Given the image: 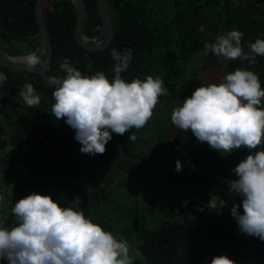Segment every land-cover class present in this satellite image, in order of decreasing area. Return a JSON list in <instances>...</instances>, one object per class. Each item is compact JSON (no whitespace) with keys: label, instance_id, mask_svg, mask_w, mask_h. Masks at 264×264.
Instances as JSON below:
<instances>
[{"label":"trees","instance_id":"obj_1","mask_svg":"<svg viewBox=\"0 0 264 264\" xmlns=\"http://www.w3.org/2000/svg\"><path fill=\"white\" fill-rule=\"evenodd\" d=\"M84 2L87 16L83 33L88 29L91 34H85L96 37L101 28L96 2ZM35 3L36 0H0V43L4 50L20 55L37 48ZM107 4L114 36L105 49L89 52L80 48L73 33L77 19L74 6L69 0H48L42 6V18L53 54L46 72L37 75L0 67V73L8 77L0 85V136L8 129L1 173L10 176L16 164H21L14 186L18 200L33 192L50 195L62 207L82 210L106 231L122 222L120 235L132 233L138 242L139 258L133 264H210L219 255H227L236 264H264V241L243 234L231 215L234 204L240 205L238 210L243 213L239 195L216 180L217 176H235L232 169L244 159L242 156L229 155L223 162L210 148H193L187 152L192 166L179 172L174 169L168 177L159 168H144L139 172L157 177L161 199L151 202L143 197L135 201L139 207L112 201L106 186L82 190L73 182V177L89 173L76 157L81 144L74 138L75 131L51 114L54 88L46 83L47 77L62 72L59 65L65 59L84 75L102 71L111 80L115 67L111 50L131 49L132 60L121 73L122 78L127 82L144 80L149 75L161 78L168 94L161 96L159 103H165L169 111L176 106L177 90L183 88L185 99L198 88L197 75L187 78L185 71L193 56L206 49L205 42L214 43L218 36L239 30L244 33L242 45L248 52L257 38L264 39V0H171L172 14L160 0H107ZM17 39L25 44L17 45L13 52ZM206 51L204 68L208 69L218 56ZM256 61L250 64L247 60H226V70L253 71L264 89V56L257 55ZM25 83L35 88L41 100L39 107L25 106L17 98ZM157 108L156 105L154 113ZM146 126L124 135L112 133L105 153L93 155L96 163L109 161L126 170L121 155L130 161L139 159L142 153L136 151L135 144L146 134ZM132 133L137 137L135 142L128 140ZM167 135L162 130L160 138L164 137L171 147L167 152L173 154V144L182 134L175 139ZM260 150H264V144L253 151ZM168 164H172V156ZM210 200L216 207H207ZM184 201H188L186 206ZM14 220L10 209L0 221L11 226ZM0 264L7 261L0 259Z\"/></svg>","mask_w":264,"mask_h":264},{"label":"clouds","instance_id":"obj_2","mask_svg":"<svg viewBox=\"0 0 264 264\" xmlns=\"http://www.w3.org/2000/svg\"><path fill=\"white\" fill-rule=\"evenodd\" d=\"M244 33L230 30L205 42V48L225 60H247L256 63L264 56V39L257 38L245 52ZM29 52L22 57L29 71L45 63L43 55ZM115 61L114 77L104 72L84 75L67 59L59 67L63 75L49 76L46 83L54 88L51 114L75 131V140L84 154H104L112 133L124 135L133 128H144L154 115L161 96L168 94L164 81L149 75L127 82L121 73L129 68L132 50L110 53ZM8 77L0 73V85ZM24 103L37 107L41 100L31 83L19 93ZM264 89L253 71L237 68L219 83L201 84L171 112L172 125L191 133L200 143H207L221 154L246 148L249 155L232 169L237 177L228 180V189L242 202L234 204L231 215L239 230L264 241V150L253 151L264 144ZM135 133L128 140L135 142ZM182 170L179 159L176 171ZM188 201H184L186 206ZM208 208L216 207L209 201ZM202 210V209H201ZM11 226L0 221V259L7 264H133L131 245L106 231L82 210L62 207L50 195L33 192L14 203ZM210 264H236L227 255L215 256Z\"/></svg>","mask_w":264,"mask_h":264},{"label":"rangeland","instance_id":"obj_3","mask_svg":"<svg viewBox=\"0 0 264 264\" xmlns=\"http://www.w3.org/2000/svg\"><path fill=\"white\" fill-rule=\"evenodd\" d=\"M160 3L167 5L168 13L172 14L173 9L170 7L171 0H160ZM87 31L91 33V31L88 29ZM24 44L25 42L17 39L14 44L15 46L11 49V51L15 52L17 45L23 46ZM206 52V49L200 51L194 55L192 60L186 65L185 77L189 78L190 76L196 74L198 77V87H200L201 84L206 85L209 83H219L222 78L228 74L226 70V60L223 57L218 56V59L213 66L208 69L204 68ZM26 54L27 53L20 55ZM59 75H63V72H60ZM177 97L176 106L174 107L179 106L181 102H183V88L177 90ZM17 98L23 105L27 106L20 95H18ZM40 105L41 103L37 107ZM157 107L158 108L156 109V112L145 128L146 134L140 137V139L135 144L136 151L142 153L138 160L130 161L121 155L124 161L123 164L127 166V169L125 170L121 167L119 168L114 166V164L109 161L103 164L96 163L93 155L81 153L79 150L76 157L83 161L89 173L81 177H73V182L78 183L82 190L106 186L112 194L110 195V199L112 201L116 200L119 203H134L135 206L139 207L138 203L135 201H138L143 197L148 198L149 201L152 200L153 202H159V199H161V191L156 187L157 177H154V174L146 175L145 173L142 174L139 171L149 167L159 168V172L164 177H168L169 174H171L172 171L176 169L177 159L180 160L182 168L192 166L187 154L189 150H192L193 148L203 149L204 147L210 149L212 148L206 142H198L190 130L186 133L181 132V130L179 131L172 125L170 116L174 107L168 111V109H166L168 107L163 102L158 103ZM160 108L165 109V111H161ZM162 130H166L168 133L167 136L173 139L182 134L180 136L179 142L177 144H173V151L171 152L173 154L167 152V150H169V152L171 151V147H169L164 137L160 138ZM7 132L8 129H6L2 133V136H0V220L2 217H4L6 211L10 210L14 206V203L18 200V196L14 191V186L15 182L18 180L16 173H21V164L18 163L16 164L13 174L10 176L8 175L9 177L1 173V161H3L2 156L7 150ZM214 151L218 154L217 157L223 162H225V159L229 155L237 154L243 158H246V156L250 154L246 148L236 149L230 154H221L216 150ZM169 156H172V164H168ZM155 174L158 175V171L155 172ZM130 221L133 220L130 219ZM122 227V222L118 224L116 223L111 232L114 233L118 238L123 236L128 240L131 245L130 255L134 261L135 259L139 258L138 242L132 233H124L123 235H120Z\"/></svg>","mask_w":264,"mask_h":264},{"label":"water","instance_id":"obj_4","mask_svg":"<svg viewBox=\"0 0 264 264\" xmlns=\"http://www.w3.org/2000/svg\"><path fill=\"white\" fill-rule=\"evenodd\" d=\"M46 1L48 0H36L34 7V14L38 25L39 35V44L34 51L38 52V55L44 54L43 59L45 60V63L42 66H38L36 69L29 71L25 68L22 62V57L24 55H14L4 50L0 43V67L10 71L32 73L37 75H43L46 72L53 54L51 39L42 18V6ZM69 1L72 3L77 13V19L73 32L77 45L89 52H99L108 47L114 36V26L107 0H95L98 16L101 21V28L96 37L87 36L85 34L89 33L87 30L83 33V26L87 16V6L84 0Z\"/></svg>","mask_w":264,"mask_h":264},{"label":"built area","instance_id":"obj_5","mask_svg":"<svg viewBox=\"0 0 264 264\" xmlns=\"http://www.w3.org/2000/svg\"><path fill=\"white\" fill-rule=\"evenodd\" d=\"M234 179H237V177L236 176H232V177H227V176H217L216 177V180L219 182V184H221V185H224L225 187H227L228 188V184H227V181L228 180H234ZM229 191H231L230 189H228ZM231 192H233V191H231ZM233 193H235V192H233ZM235 194H237V193H235ZM220 204L221 205H223L224 204V202L221 200L220 201ZM242 214V213H241Z\"/></svg>","mask_w":264,"mask_h":264}]
</instances>
